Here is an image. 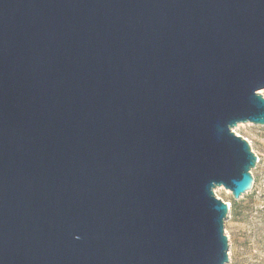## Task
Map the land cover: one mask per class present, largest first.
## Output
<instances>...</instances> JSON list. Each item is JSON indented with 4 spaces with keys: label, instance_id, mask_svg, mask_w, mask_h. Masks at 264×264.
Instances as JSON below:
<instances>
[{
    "label": "water",
    "instance_id": "water-1",
    "mask_svg": "<svg viewBox=\"0 0 264 264\" xmlns=\"http://www.w3.org/2000/svg\"><path fill=\"white\" fill-rule=\"evenodd\" d=\"M263 89L264 0H0V264L229 263Z\"/></svg>",
    "mask_w": 264,
    "mask_h": 264
},
{
    "label": "rangeland",
    "instance_id": "rangeland-1",
    "mask_svg": "<svg viewBox=\"0 0 264 264\" xmlns=\"http://www.w3.org/2000/svg\"><path fill=\"white\" fill-rule=\"evenodd\" d=\"M264 97V89L258 91ZM232 131L250 146L256 156L251 170L254 184L247 194L234 201L231 192L218 187L215 196L229 207L224 221L228 238L227 264H264V126L239 124Z\"/></svg>",
    "mask_w": 264,
    "mask_h": 264
},
{
    "label": "bare ground",
    "instance_id": "bare-ground-1",
    "mask_svg": "<svg viewBox=\"0 0 264 264\" xmlns=\"http://www.w3.org/2000/svg\"><path fill=\"white\" fill-rule=\"evenodd\" d=\"M229 205V204H228Z\"/></svg>",
    "mask_w": 264,
    "mask_h": 264
}]
</instances>
